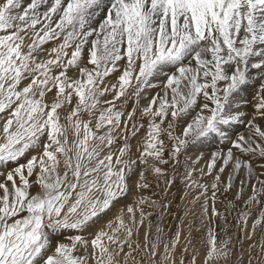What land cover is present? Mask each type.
<instances>
[{"label": "snow or ice", "instance_id": "6c2138e0", "mask_svg": "<svg viewBox=\"0 0 264 264\" xmlns=\"http://www.w3.org/2000/svg\"><path fill=\"white\" fill-rule=\"evenodd\" d=\"M237 179L243 208L219 209ZM232 213L241 235L219 239ZM258 228L264 0H0V264H245V241L264 264Z\"/></svg>", "mask_w": 264, "mask_h": 264}, {"label": "rangeland", "instance_id": "374dc122", "mask_svg": "<svg viewBox=\"0 0 264 264\" xmlns=\"http://www.w3.org/2000/svg\"><path fill=\"white\" fill-rule=\"evenodd\" d=\"M111 81L113 83H115V81H116L115 75L111 77ZM249 92L250 93L248 94V98L251 99L252 90H249ZM106 98L110 99V97H106ZM141 103H147V101H142ZM246 110L250 112L251 108L249 107ZM240 131L243 132L244 129L241 128ZM216 147H217V145L215 142L208 143L204 147L193 150L192 152L189 153V155L195 157L200 152H203L204 158H203V160L200 161V164L197 165V167H201L208 160L210 153L216 150ZM222 147H226V146L222 145ZM181 172H183V166H181ZM227 175H228V170H226L224 177H223V179L225 181L227 180ZM211 179H212V177H205L204 178L205 181H209ZM135 180H136L135 177H133L131 180V183L133 184V193H135ZM150 180H151V183L153 185V188L147 190L144 194L150 195L153 190H155L158 193L162 192L163 183L160 182V187L156 188L157 181L154 179H151V177H150ZM179 181H180V177L177 176V184L172 187L171 192L167 196L168 201H170L169 212L167 214H165V216L162 218L164 230L168 236H171V234L175 231L177 224L180 223V217L183 216V213L186 210V203H185V201H183L181 199V197L183 195V192L181 191V189H183L184 186ZM238 187H239V179L234 181V187L231 191L218 193V199L216 201V204H217V207L219 209L223 210V208L228 205L229 201H232L234 204H237L239 207L243 208V206H244L243 200L247 199V194H245L243 196V198L238 201L236 199ZM246 193H250V188L246 190ZM154 198L159 199L161 197H154ZM129 199H131V197H129ZM189 199H190V197H189ZM197 207H198V205H197ZM255 214L256 213L254 212L253 218L255 217ZM209 215H211V209L209 210ZM235 215H236L235 213H232L231 215L228 216V223L227 224L224 223V220L222 218L214 221V225L215 224L220 225V227L217 228V231L219 232V237H218L219 239H227L228 236H232L234 241L239 239L241 233L239 232V229L236 226V220L234 219ZM153 218L154 219H161V218L156 217L155 215ZM188 219H192L191 215L189 217L185 218V224L187 223ZM200 220H201V218L199 216V213H197V217H196L194 223L197 226H199ZM251 222L252 221L250 219L249 220V230L251 228ZM103 223H104V221L102 220L100 222V225H98L97 227L102 226ZM181 227H182L183 232L185 234L189 231V229L184 227L183 225H181ZM91 231H95V229H92ZM205 232H206V229L204 227H200V231L192 233V235L194 237L195 244L201 249V256L199 259L203 258V251H204L203 241L205 239ZM141 236H143V232L141 233ZM262 237H264V233H261L260 229L258 228L257 232H256V236L254 237V240L260 241L262 239ZM181 242L183 243V237H182ZM249 243H252V241H245L244 245H243V248L245 250V264H247V250H248V244ZM236 249H237V251H239V249H240L239 244H236ZM178 251H179V249H178Z\"/></svg>", "mask_w": 264, "mask_h": 264}, {"label": "bare ground", "instance_id": "6f19581e", "mask_svg": "<svg viewBox=\"0 0 264 264\" xmlns=\"http://www.w3.org/2000/svg\"><path fill=\"white\" fill-rule=\"evenodd\" d=\"M250 93V92H249Z\"/></svg>", "mask_w": 264, "mask_h": 264}]
</instances>
